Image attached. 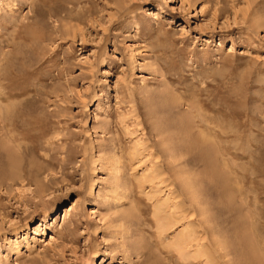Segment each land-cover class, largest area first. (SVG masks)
<instances>
[{"label":"rangeland","instance_id":"374dc122","mask_svg":"<svg viewBox=\"0 0 264 264\" xmlns=\"http://www.w3.org/2000/svg\"><path fill=\"white\" fill-rule=\"evenodd\" d=\"M0 155V264H264V0H0Z\"/></svg>","mask_w":264,"mask_h":264},{"label":"bare ground","instance_id":"6f19581e","mask_svg":"<svg viewBox=\"0 0 264 264\" xmlns=\"http://www.w3.org/2000/svg\"><path fill=\"white\" fill-rule=\"evenodd\" d=\"M188 116V115H187ZM206 116H207V114H206ZM181 121H183V120H181ZM187 122V121H186ZM185 122V123H186ZM189 122V121H188ZM179 123H181V122H179ZM182 124V123H181ZM188 123H186V125H187ZM189 124H193V122L192 123H189ZM206 125H208L207 123H205V127H206ZM175 126V125H174ZM207 127H209V126H207ZM207 127L205 128V129H207ZM181 128H182V126H181ZM191 128V126L189 127V129ZM193 128H197L196 126H195V124L193 125ZM187 129V128H186ZM195 129H191L189 132H193L194 133V131H192V130H195ZM204 129V130H205ZM210 129V128H209ZM208 130V129H207ZM206 130V131H207ZM184 131V130H183ZM197 131V130H196ZM171 132H173V131H171ZM186 133V137H187V134H189V135H192L193 133ZM199 132V131H198ZM176 134V133H175ZM184 134V133H183ZM199 134V133H198ZM201 134V133H200ZM216 134V133H215ZM170 135V134H169ZM188 135V136H189ZM196 135V134H195ZM217 135V134H216ZM174 136V135H173ZM199 138L201 137V136H198ZM204 137H206L205 139L206 140H204V139H202L201 138V140L204 142V143H207L208 141L207 140H210L209 138H208V136H204ZM215 137H217V136H215ZM199 138H197V139H199ZM188 139V138H187ZM195 140V139H194ZM198 141H200V140H198ZM218 141H219V139H218ZM223 141V140H222ZM221 141V143H223ZM203 142H202V144H203ZM210 142V141H209ZM211 142H215L214 140L212 141V139H211ZM218 143H220V142H218ZM208 144V143H207ZM215 144V143H214ZM196 145V144H195ZM171 146V145H170ZM203 146V145H202ZM212 146V145H211ZM166 147H168V146H166ZM197 147V146H196ZM213 147V146H212ZM197 149V148H196ZM205 151V150H204ZM214 151V150H213ZM2 152V151H1ZM1 156V155H0ZM1 160V159H0ZM1 163V162H0ZM3 163V162H2ZM5 164V163H4ZM4 164H2V166L4 165ZM0 167V168H3V167ZM6 167V166H5ZM5 169V168H4ZM2 171V170H1ZM3 173V172H2ZM183 183H182V186H183V188H184V191L189 195V198H191V201L194 203V204H196L195 206L197 207V205H198V207H199V211H200V216L202 217V220L204 221V219L206 220V222L207 223H212V222H210V217H209V215H210V211H208V207H207V205H206V201L205 200H203V198H202V196L200 195V192H199V189H198V186H197V184L193 181V180H191V179H188V178H185L183 181H182ZM205 201V202H204ZM157 209H156V208ZM163 207V206H162ZM162 207L161 206H154V208L156 209V217L157 218H155V220L157 221V225H158V231H159V234L162 236V234H164V233H166L167 235H168V231H170L171 229L173 230V229H175L174 227L180 222V220L182 219V217H181V214L180 213H173V212H167L165 209H162ZM191 208V207H190ZM195 212V211H194ZM180 214V217L178 216ZM135 217H137L136 215H135ZM185 217V216H184ZM181 218V219H180ZM140 219L138 218V221H139ZM258 220V219H257ZM133 221H134V219H133ZM132 223V222H131ZM207 223H205V224H207ZM133 224V223H132ZM212 226V225H211ZM207 227H209V226H207ZM185 229V228H184ZM183 229V231H180V232H178V234L177 235H175L172 239H171V242H169V244L167 245L166 244V247L167 248H165V247H163V248H165L166 249V251H165V254H166V257H164V259H162L161 258V254L163 253V252H159L160 253V257H159V254L157 253V255H154L152 258H154L153 260H150V259H152V258H149V262H148V264H173V260H174V258L175 257H181L180 259H178V260H180L179 262V264H193V261L195 262L196 260H197V262L199 263L200 262V258L202 259V257H206V259L207 258H211V257H213V256H211L210 257V254H209V251L211 250V249H213V248H210L208 245H207V247H209V251L207 250V249H205V246H206V242H205V246L201 243V242H203V238L201 239L202 241L201 242H199V240L197 241V238L196 237H199V236H201V235H199V236H195V234L193 233V232H191V231H187L186 229L184 230ZM188 229V228H187ZM209 229V228H208ZM210 230H213V228H211ZM137 231V230H136ZM152 231V230H151ZM157 231V232H158ZM203 231V230H202ZM204 231H205V229H204ZM215 231V230H214ZM144 232V231H143ZM206 234H207V231L205 232ZM158 234V233H157ZM205 234V235H206ZM216 235H215V237H216V239H215V243L218 245V249L220 248L221 249V252H223V254H224V258L226 257H230V258H232L230 255L231 254H234V253H232L233 251L229 248V246L227 247V245H224L225 243H224V241H223V243H222V240L223 239H220V238H218L217 236V233H215ZM205 235H202V236H205ZM159 236V235H158ZM170 236V235H169ZM212 236V235H211ZM141 237V235L139 236V238ZM214 237V236H213ZM131 238V237H130ZM129 238V239H130ZM132 238H134V237H132ZM143 238H144V236H143ZM201 238V237H200ZM214 239V238H213ZM157 240V239H156ZM163 240V239H162ZM170 240V239H169ZM136 241V240H135ZM140 241H142V240H140ZM208 241V240H207ZM132 242V241H131ZM197 242V243H196ZM135 243V242H134ZM195 243L197 244L196 245V249L195 250H193L192 248L194 247V245H195ZM209 243V242H208ZM138 244H140V243H138ZM159 245H161V244H159ZM163 245V244H162ZM132 246V245H131ZM151 246V245H150ZM204 246V247H203ZM132 247H134V245L132 246ZM136 247V246H135ZM141 246H138V248L137 249H139ZM161 247V246H160ZM206 247V248H207ZM142 249H143V247H141ZM154 249V248H153ZM155 249H158V248H155ZM219 249V250H220ZM133 250H136V249H133ZM216 250V249H215ZM140 251V250H139ZM151 251V250H150ZM135 252H137V251H135ZM149 252V251H148ZM212 252V251H211ZM214 252V251H213ZM143 253V252H142ZM155 253V254H156ZM150 254V253H149ZM144 255V254H143ZM149 256V255H148ZM215 256V255H214ZM256 256V255H255ZM150 257V256H149ZM163 257V256H162ZM243 257V256H242ZM246 257L247 256H245L244 258L246 259ZM143 258H144V256H143ZM227 258V259H228ZM233 258H235L236 259V261H237V258L235 257V255H234V257ZM247 258H249V256L247 257ZM235 259H233L234 261H235ZM147 260V259H146ZM211 260H212V258H211ZM210 259H208V260H206V261H208V262H204L205 264H211L209 261H211ZM232 259H231V261L229 260L228 262L230 263V264H236L234 261H233ZM250 260V259H249ZM248 260V261H249ZM253 260V259H252ZM151 261H153V262H151ZM202 261V260H201ZM205 261V260H204ZM248 261H246V264H250V262H248ZM254 261H256V260H254ZM239 262V261H238ZM248 262V263H247ZM138 263H139V261H138ZM201 263V262H200ZM203 263V262H202ZM253 263V262H252ZM257 263V262H256ZM137 264V263H136ZM146 264H147V262H146ZM240 264V263H239Z\"/></svg>","mask_w":264,"mask_h":264}]
</instances>
